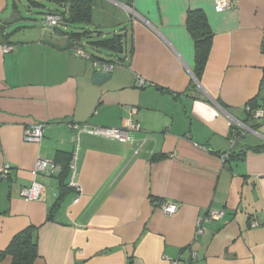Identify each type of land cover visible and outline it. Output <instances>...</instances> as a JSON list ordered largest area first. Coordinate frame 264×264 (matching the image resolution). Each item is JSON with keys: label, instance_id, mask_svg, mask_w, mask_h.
<instances>
[{"label": "crops", "instance_id": "obj_1", "mask_svg": "<svg viewBox=\"0 0 264 264\" xmlns=\"http://www.w3.org/2000/svg\"><path fill=\"white\" fill-rule=\"evenodd\" d=\"M232 1L217 11L216 0H94L87 35L106 36L110 20L127 42L123 61L115 56L111 77L97 84L93 68L102 66L76 55L73 26L44 18L14 34L10 20L22 18L23 0H0V252L35 226L34 264H264V120L247 109L264 105V0ZM191 9L213 31L201 80ZM12 32L5 52L1 35ZM130 119L141 124L130 142L76 127L124 128ZM38 124L41 142L26 141ZM71 155L77 187L48 219ZM39 158L54 160L52 173H35ZM34 180L44 191L28 200L21 189ZM163 201L177 202L178 212L165 214ZM209 208L225 215L196 236Z\"/></svg>", "mask_w": 264, "mask_h": 264}, {"label": "trees", "instance_id": "obj_2", "mask_svg": "<svg viewBox=\"0 0 264 264\" xmlns=\"http://www.w3.org/2000/svg\"><path fill=\"white\" fill-rule=\"evenodd\" d=\"M31 1L36 6L41 5V7L46 8L47 11L45 12L44 18H46L48 14L60 13L63 16L61 24L73 26V30L68 32L70 35L69 43L71 47L73 46L75 49L77 47H82L94 61L112 63L114 66L117 59L119 61H123V56L127 52L125 33L103 36L102 32H97V36L91 38V35H87L88 31L84 30L85 25H90L92 23V8L94 0H47L49 3L57 5L55 8H48L43 3L40 4V2ZM64 7H67V10H65ZM186 23L195 42V68L193 72L195 77L198 80H201L212 46L213 31L205 13L200 9L189 10ZM61 24L56 28H59ZM1 29H3V25L0 24V34L3 33ZM11 34H13V32L1 35L8 42L4 45H11L8 40ZM85 45H88L93 51L91 53L88 52L85 49ZM102 52H106L107 57H104ZM115 56L117 59L114 58ZM249 106L252 110L264 107V105L257 104L255 100L251 101ZM249 117L251 118L250 114ZM235 129L239 130V127H236L233 124L232 131H235ZM244 153H246V151ZM72 158L73 155L69 158L70 162L68 164V168H65L62 171L61 197L54 205L51 206L48 219L53 218L55 211L58 207H60L62 200L64 199L65 193L70 188V163ZM36 231L37 228L35 226H30L17 233L6 250L0 252V259L10 255L12 257L13 264H34L35 260L39 256Z\"/></svg>", "mask_w": 264, "mask_h": 264}, {"label": "built area", "instance_id": "obj_3", "mask_svg": "<svg viewBox=\"0 0 264 264\" xmlns=\"http://www.w3.org/2000/svg\"><path fill=\"white\" fill-rule=\"evenodd\" d=\"M233 6L232 0H216L215 8L217 11H223L225 9L231 8ZM45 21L52 27L56 28L59 26L63 21V16L60 13H52L48 14L45 18ZM12 45H3V50L5 52H10L13 50ZM75 53L77 56L83 57V58H90L89 54L82 48L77 47L75 49ZM95 66L101 65L102 70L105 72L111 73L114 65L112 63H103L100 61H94ZM143 83V81H141ZM248 113L251 115L252 119L256 120H264V107H259L256 110H252L250 106L247 107ZM77 128L87 131L93 135H98L104 138H109L113 140H117L120 142H130L133 140L132 138V132L138 131L141 129V124L134 120L130 119L128 120L126 126L124 128H110V127H103V126H92V125H76ZM44 136V128L43 125H33L25 130L24 133V139L28 142H36L40 143ZM76 159L77 155L73 156L71 163H70V186L77 187L75 177L77 172V166H76ZM55 168V163L53 159L50 158H39L34 166V170L36 174L39 173H52ZM11 166L6 165L3 168L2 176L4 178H8L10 175ZM44 191V185L34 180L31 185L23 187L21 189V195L28 199V200H39L42 196V193ZM79 201V198L77 197L75 199V203ZM160 208L162 211L167 215H173L178 212L179 210V204L177 202H166L163 201L160 204ZM225 215V210L223 209H216V208H209L207 210L206 215L201 216L196 223V236H199L204 231V222L210 221V220H218L221 217ZM256 221L251 222V226L255 227L257 226ZM193 257L196 256L195 252L192 253ZM173 264H182V259L178 258L172 261Z\"/></svg>", "mask_w": 264, "mask_h": 264}, {"label": "rangeland", "instance_id": "obj_4", "mask_svg": "<svg viewBox=\"0 0 264 264\" xmlns=\"http://www.w3.org/2000/svg\"><path fill=\"white\" fill-rule=\"evenodd\" d=\"M33 1H38L40 3H43L46 7H49V5H51L46 0H33ZM45 11H46L45 7L35 6L31 0L30 1L29 0H23V3L20 6V15L22 18L16 22H13V23L10 20L11 24H9V27H11L14 34L17 33L18 35H22L23 34V33H21L22 31L34 28L37 23H38V25H39V23L40 24L43 23ZM104 23H106V24L108 23V26H105L102 28L104 33L106 34V36H111L113 34V32H112L113 31V25L110 24L111 21L108 20ZM85 49L90 53L93 51L87 45H85ZM102 55L104 57H107L106 52H102ZM86 61L91 62L92 60L89 61L86 59ZM93 70L96 72V67H94Z\"/></svg>", "mask_w": 264, "mask_h": 264}, {"label": "water", "instance_id": "obj_5", "mask_svg": "<svg viewBox=\"0 0 264 264\" xmlns=\"http://www.w3.org/2000/svg\"><path fill=\"white\" fill-rule=\"evenodd\" d=\"M111 77V73L102 70H97L94 75L95 82L101 84Z\"/></svg>", "mask_w": 264, "mask_h": 264}]
</instances>
